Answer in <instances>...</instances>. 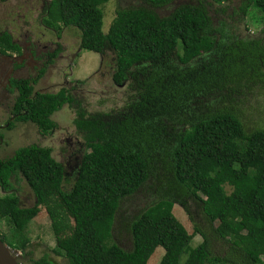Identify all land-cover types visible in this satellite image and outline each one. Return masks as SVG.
<instances>
[{"label":"trees","instance_id":"obj_1","mask_svg":"<svg viewBox=\"0 0 264 264\" xmlns=\"http://www.w3.org/2000/svg\"><path fill=\"white\" fill-rule=\"evenodd\" d=\"M56 1L54 11L46 7L45 25L79 30L81 51H113V82L132 96L106 115L78 113L86 150L70 191L62 190L65 167L49 147L23 146L0 159L3 190L21 175L35 197L33 207H22L17 196L0 197V221L10 220L19 232L14 249L31 257L28 264H59L48 253L34 259L25 235L43 206L55 234L73 227L53 250L66 264H148L159 247L165 252L159 264H264V128L246 129L234 106L246 99L241 96L264 91L263 38L216 23L225 9L213 7L229 0H198L165 17L144 7L118 9L107 32L103 7L110 0ZM144 1L159 8L177 0ZM242 1L244 18L253 9L264 19V0ZM21 51L10 32L0 33V55ZM32 81H10L18 91L13 112L16 121H31L48 134L56 127L52 116L75 99L66 88L34 95ZM213 94L217 106L192 113ZM162 172L160 198L125 219L132 220V247H120L113 231L123 201ZM189 200L199 203L203 219L192 234L173 211L178 203L190 214ZM196 235L202 242L194 246Z\"/></svg>","mask_w":264,"mask_h":264},{"label":"rangeland","instance_id":"obj_2","mask_svg":"<svg viewBox=\"0 0 264 264\" xmlns=\"http://www.w3.org/2000/svg\"><path fill=\"white\" fill-rule=\"evenodd\" d=\"M195 1L198 0H177L171 5L158 8L148 5L144 0H110L103 7V31H108L118 9L144 7L157 13L160 17H165L175 8L193 4ZM48 4H50L49 12L58 7L56 0L0 1V33L10 32L15 42L22 47L21 56L12 57L8 55L0 62V96L5 95L11 105L16 101L17 89L11 90L10 85L4 79L8 78L6 74L9 71L12 75V70L23 63L24 66L21 65L23 68L18 69L17 76L30 75L34 78L39 76L41 70H46V77L41 79L42 90L49 86L50 81L53 82L52 77H56L58 84L54 86L53 92L56 93L62 88H68L75 100L72 105H63L52 116L56 127L45 138L40 135L38 127L32 122H27V124L16 122L13 131L3 132L7 144L0 146V159L13 157L16 150L23 146L37 144L49 147L53 157L65 167L66 180L62 185V190L70 191L76 179L80 157L86 150L83 136L75 124L78 113L82 111L86 117L95 114L106 115L123 108L132 95L130 94L131 91L113 82L112 72L115 67L113 51L106 49L103 54L81 51V32L79 30L63 28L61 32H57L45 25L44 18L47 17L46 7ZM242 5V0H229L222 5H215L214 11L221 8L225 9V12L217 14L216 23L225 21L229 28L237 34L251 38L258 36L264 40V33H262L264 19L261 20V16L253 9L244 18L240 12ZM213 14L215 15V12ZM56 52L60 53L51 58L52 62L49 61L48 55H53ZM50 75H52L51 80ZM241 97L246 99L239 98L234 106L239 111L238 115L244 122L246 129L264 128V91L256 89ZM218 100L219 98L215 94L208 96L204 98L203 105H195L192 113L195 115L202 114L206 112L208 106H217ZM224 104L221 101L218 105L221 106L220 108H224ZM190 114L187 113L186 115ZM165 180V174L162 172L160 178H151L147 181L148 186L146 188L123 201L119 212L120 216L117 217L119 222L116 223L113 231V239L120 247L127 250L132 247V238L128 230V225L132 220L125 219L128 217L136 218L147 207L157 202L160 198V190L162 191V188L166 186ZM229 190L227 188V191ZM2 196L19 197L22 207L35 205L33 192L21 175L12 177L9 191H4L0 186V197ZM186 207L190 214L178 203L174 204L173 211L177 219L192 234L194 225L203 222L202 210L199 203L194 200L186 201ZM38 210L39 215L25 229V235L32 244L30 247L33 252L32 257L39 259L48 253L57 263L66 264L67 261L53 254V250L57 247L58 242L72 234L73 227L69 231L57 235L52 230L45 208L39 206ZM191 216L194 217L193 220ZM0 236L4 238V243L19 263L25 264V261L27 264L29 263L31 257L14 249L19 232L14 229L10 220L3 219L0 221ZM201 242V236L196 235L192 244L196 246ZM164 253L163 248H157L148 264H159Z\"/></svg>","mask_w":264,"mask_h":264},{"label":"flooded vegetation","instance_id":"obj_3","mask_svg":"<svg viewBox=\"0 0 264 264\" xmlns=\"http://www.w3.org/2000/svg\"><path fill=\"white\" fill-rule=\"evenodd\" d=\"M9 56H12V57L15 56L16 57L18 55H9ZM6 57H8V55H0V62H2ZM48 58H49V61H50L51 58H52V55H48ZM51 62H52V60H51ZM6 65H9V64L6 63ZM19 68L20 67H16V69H13L12 70V75L10 73H8V76H9V79L7 78L8 80L4 79L5 81L7 80V83L9 85H10V81L13 80V79L21 80V81L25 80V81H30V82L32 81L33 77L30 76V75H28V76H25V75L17 76L16 74H18V72H19L18 69ZM41 72H42V70H41ZM44 76L46 77V70H45V74L43 76L34 77L36 79V82L32 81V83H30L34 87V95H36L38 93H54L53 92V88H55L54 86H57V84H58L57 78L56 77H52V75H50L49 76L50 80H51V77H52L53 78V80H52L53 82L50 81L49 86L45 87L44 88L45 90H42L41 79ZM62 89H64V88H62ZM62 89H60L59 91H61ZM66 89L70 92V90L68 88H66ZM6 104H7V107H6ZM15 104H16V101L11 105L10 102L7 100V97L5 95L0 96V146L7 144L5 139H4V137H3V132H5V131H7V132L13 131L15 129V127H16L15 126L16 122L24 123V124H27V122H31V121H27V122L16 121V119H17L16 116H18V115H16L13 112ZM38 130H39L40 135L42 137H44V138L50 134V133H48V134L42 133L39 128H38ZM1 132H2V134H1Z\"/></svg>","mask_w":264,"mask_h":264},{"label":"water","instance_id":"obj_4","mask_svg":"<svg viewBox=\"0 0 264 264\" xmlns=\"http://www.w3.org/2000/svg\"><path fill=\"white\" fill-rule=\"evenodd\" d=\"M0 264H21L0 236Z\"/></svg>","mask_w":264,"mask_h":264},{"label":"crops","instance_id":"obj_5","mask_svg":"<svg viewBox=\"0 0 264 264\" xmlns=\"http://www.w3.org/2000/svg\"><path fill=\"white\" fill-rule=\"evenodd\" d=\"M21 65H23V63L20 64L19 66H16V67H21V69H22L24 65H23V66H21ZM10 72H11V71H9L8 73H10ZM8 73H7L6 75H7L8 79H9ZM39 76H40V75H39ZM8 79H7V80H8ZM7 80H6V81H7Z\"/></svg>","mask_w":264,"mask_h":264}]
</instances>
